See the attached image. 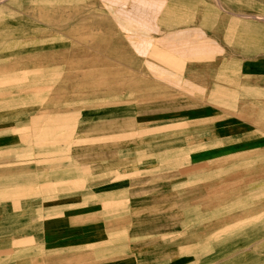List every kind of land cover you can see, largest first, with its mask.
<instances>
[{"label":"crops","instance_id":"obj_1","mask_svg":"<svg viewBox=\"0 0 264 264\" xmlns=\"http://www.w3.org/2000/svg\"><path fill=\"white\" fill-rule=\"evenodd\" d=\"M113 1L100 95L0 136V264H235L264 241V0Z\"/></svg>","mask_w":264,"mask_h":264},{"label":"rangeland","instance_id":"obj_2","mask_svg":"<svg viewBox=\"0 0 264 264\" xmlns=\"http://www.w3.org/2000/svg\"><path fill=\"white\" fill-rule=\"evenodd\" d=\"M0 1V136L26 143L35 118L46 125L75 116L109 84L111 48L125 41L115 31L129 17L113 0ZM252 198L264 206V186ZM224 244L235 264H264V241Z\"/></svg>","mask_w":264,"mask_h":264},{"label":"bare ground","instance_id":"obj_3","mask_svg":"<svg viewBox=\"0 0 264 264\" xmlns=\"http://www.w3.org/2000/svg\"><path fill=\"white\" fill-rule=\"evenodd\" d=\"M0 3L2 4V1H0ZM8 60V59H7ZM6 60V61H7ZM9 62V61H8ZM7 62V63H8ZM2 63H4V61H2ZM0 64H1V62H0ZM2 68V67H1ZM7 68V67H6ZM11 69H13V68H11ZM1 70V69H0ZM3 70V69H2ZM9 70V69H8ZM11 72L13 71V70H10ZM1 72V71H0ZM6 72H7V70L5 71V74H6ZM21 72V71H20ZM4 74V73H3ZM1 75V74H0ZM36 88V87H35ZM9 94V93H8ZM5 96H6V94H5ZM3 97V96H2ZM21 104V103H20ZM41 109V108H40ZM45 110V109H44ZM42 111V110H41ZM47 111V110H46ZM41 113H43V112H41ZM50 124V123H49ZM23 127V126H22ZM21 128V127H20ZM19 128V129H20ZM23 129H24V127H23ZM26 129V128H25ZM14 130H16L15 128H14ZM18 130V129H17ZM20 131V130H19ZM9 135V134H8ZM11 135V134H10ZM31 136V135H30ZM32 147V146H31Z\"/></svg>","mask_w":264,"mask_h":264}]
</instances>
